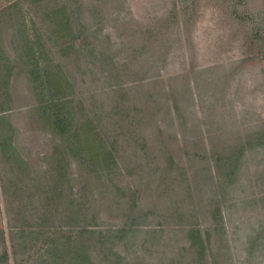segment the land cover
Masks as SVG:
<instances>
[{"label": "rangeland", "instance_id": "rangeland-1", "mask_svg": "<svg viewBox=\"0 0 264 264\" xmlns=\"http://www.w3.org/2000/svg\"><path fill=\"white\" fill-rule=\"evenodd\" d=\"M12 1L0 0V38L13 61ZM16 1L46 52L79 48V68L51 69L63 77L65 99L89 107L88 91L117 84L130 87V99L146 89L159 94L155 122L168 143L156 149L152 127V150L135 153L131 168L114 170L101 191L38 117L52 94L38 92L37 69L15 66L10 119L0 124L11 141L0 136V230L19 264L59 235L88 246L93 264H264V0H80L72 33L53 30L45 14L68 0H38L34 11ZM58 150L61 161L53 158ZM75 197L81 209L73 219ZM133 207L146 215L141 232L108 235Z\"/></svg>", "mask_w": 264, "mask_h": 264}, {"label": "trees", "instance_id": "trees-1", "mask_svg": "<svg viewBox=\"0 0 264 264\" xmlns=\"http://www.w3.org/2000/svg\"><path fill=\"white\" fill-rule=\"evenodd\" d=\"M37 1L25 0V3L34 11ZM68 1V5L61 3L60 7L53 6V8H49L46 11L45 14L50 20V26L53 30L72 33L73 16L80 13L81 3L80 0ZM47 2L50 5L52 0H47ZM19 3V1L15 0L6 7L7 11L14 9V11L12 10L13 28L16 32L15 34L19 37V46H16L17 50L13 61L6 55L1 43L2 39L0 38V124L3 125L5 121L10 119V115L6 111L11 109V105L8 107L5 105L7 103L11 104L12 100L8 90L12 69L17 65L29 64L37 69L32 74H34L36 80H40L38 92L42 93L46 89L52 94L49 101L37 107L38 117L63 139L62 141L66 145L64 151L79 159V165H83L93 185L96 186L98 184L96 188L100 189L101 184L102 191L103 187H105L102 183L103 179H111V174L114 170L118 172L131 168L127 162L129 159L133 161L135 153H138L140 158H142L141 156H145L152 150V147L148 145L149 138L153 139L152 127L157 133L159 141V143L155 142L156 149L167 147V141L163 142L160 139L162 131L155 122V113L158 112L157 110L161 103V95L159 94L149 92L146 89L144 94L130 99L126 96L128 91H131L129 90L130 87L117 84L92 88V90L88 91L89 95L86 99H89V107L84 104L83 99H78L77 101L73 97L65 99L67 95L63 86V77L60 74L53 73L51 69L56 66L58 72L63 73L61 67L66 68L70 64H74L79 68L81 60L79 48L71 50L72 45H66L55 57H53L50 50L46 52L43 49L44 40L41 34L38 31L35 34L33 33V35L30 33L26 25L23 9ZM1 17L2 15L0 14V26L2 23ZM1 31L0 28V34ZM123 65L125 66L126 64ZM68 72L73 75L70 70ZM82 74H85V72H82ZM125 74H132V70L128 69ZM116 76H121V74L116 73ZM65 77L64 74L65 83H67ZM142 85L140 84L139 86ZM104 96L105 98H103ZM175 96L178 98L177 95ZM176 98H173V104L177 110ZM2 135L4 136V141L9 144L7 146H11L10 137L7 135V126L0 127V136ZM11 148L9 156L14 161L16 160L18 169L25 171L26 169L23 167L26 162L17 156V152L13 147ZM61 156L62 153L58 150V153H55L53 158L61 161ZM57 167L60 168L59 165ZM133 167L139 168L142 166L134 161ZM231 174L232 172L229 176ZM218 175L222 178L223 174ZM116 189L119 188L116 187ZM70 203L74 209L72 208L69 218L76 219L80 216L78 209L81 207V203L76 197L71 199ZM131 209L133 213H128L124 223L117 228L106 229L108 235L118 237L123 236L120 234H138L141 232L139 226L144 224L139 219L145 218L146 215L140 208H136L137 211L135 210V213V207ZM99 232L101 234L102 230ZM75 242L76 240L72 241L70 237L64 235L51 238L45 248L42 249V252L36 254L30 264H93L88 256V246H84L81 250L77 246L79 242ZM17 253L16 246L12 244L10 251H8L5 244V236L0 230V264H11L10 259L13 262L12 264H19ZM105 264L121 263L108 261Z\"/></svg>", "mask_w": 264, "mask_h": 264}]
</instances>
